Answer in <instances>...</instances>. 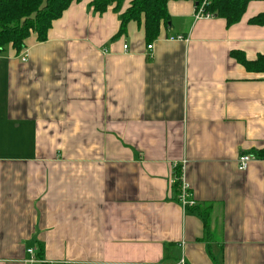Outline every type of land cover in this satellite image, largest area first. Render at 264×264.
<instances>
[{"label":"crops","instance_id":"0c3cea01","mask_svg":"<svg viewBox=\"0 0 264 264\" xmlns=\"http://www.w3.org/2000/svg\"><path fill=\"white\" fill-rule=\"evenodd\" d=\"M91 1L0 51V264H264V160L237 161L264 149V72L233 55L264 56V0L231 26L168 0L149 44L118 35L131 0Z\"/></svg>","mask_w":264,"mask_h":264},{"label":"trees","instance_id":"16d2710c","mask_svg":"<svg viewBox=\"0 0 264 264\" xmlns=\"http://www.w3.org/2000/svg\"><path fill=\"white\" fill-rule=\"evenodd\" d=\"M80 1L82 0H0V51L11 45L17 53H21L33 34L36 35L37 41L44 42L53 22L59 19L73 3ZM190 1H193L196 7L203 2V0ZM124 2L125 0H92L90 5L96 12L104 13L109 6L115 4L114 10L119 12ZM249 2L250 0H210L204 8L207 13L225 19L227 25L231 26L242 19ZM167 3L168 0H131L127 10L120 14L121 27L118 35L125 33L128 24L135 21L144 25L147 43H151L158 38L161 25L169 24L171 21ZM250 22L264 25V12L253 17ZM233 55L247 69L264 72V56L252 62L241 57L242 54L233 52ZM247 153L264 160V149ZM181 170L178 166L177 178L180 177ZM174 186L180 201L181 182L176 181ZM187 207L198 210L208 231L209 211L199 210L196 202Z\"/></svg>","mask_w":264,"mask_h":264},{"label":"built area","instance_id":"2783aa9c","mask_svg":"<svg viewBox=\"0 0 264 264\" xmlns=\"http://www.w3.org/2000/svg\"><path fill=\"white\" fill-rule=\"evenodd\" d=\"M210 0H203V2L201 3L200 6L195 8V17L196 19H201V18H209V17H213V15L211 13H207L205 11V5L209 2ZM128 45H124V48L127 49ZM149 49L153 48V45H149L148 46ZM26 54L24 53L23 56V60H26ZM257 157L253 156L252 154H248V153H241L239 158H238V168L241 171H245L250 163L255 160ZM180 181L181 182V194H180V203L184 206H192L194 205L195 201L193 200V198L191 197V193H190V188L188 186V184L184 181L183 179V174L181 173L180 177L175 179L176 181ZM27 253L29 254V258L27 259V264H57L55 262L52 261H47L44 260L42 257H40L38 255V251L35 248H29L27 250ZM183 263V261L179 262L178 264Z\"/></svg>","mask_w":264,"mask_h":264}]
</instances>
